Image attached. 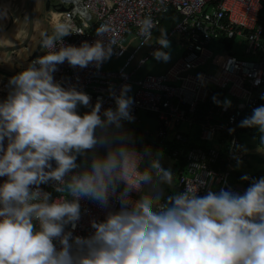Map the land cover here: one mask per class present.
<instances>
[{
    "label": "clouds",
    "instance_id": "obj_1",
    "mask_svg": "<svg viewBox=\"0 0 264 264\" xmlns=\"http://www.w3.org/2000/svg\"><path fill=\"white\" fill-rule=\"evenodd\" d=\"M137 24L142 35L154 26L150 16ZM105 31L102 25L97 34ZM70 33L62 22L41 33L44 55L9 78L0 100V264H264V176L242 174L249 181L242 193L208 188L199 195L200 179L165 195V186L174 185L172 170L121 131L122 121L134 119L131 86L122 85L118 95L110 86L115 107L101 111L99 98L90 105L86 92L54 80L58 64L99 68L113 53L101 39L65 44ZM156 43L153 57L167 62L166 31ZM79 106L90 110L81 114ZM239 127L258 130L264 144V104ZM97 145L104 154L92 151L77 163ZM49 182L61 195L40 187ZM113 196L118 209L92 220L88 236L73 235L68 226L74 229L81 217V198L107 208Z\"/></svg>",
    "mask_w": 264,
    "mask_h": 264
},
{
    "label": "built area",
    "instance_id": "obj_2",
    "mask_svg": "<svg viewBox=\"0 0 264 264\" xmlns=\"http://www.w3.org/2000/svg\"><path fill=\"white\" fill-rule=\"evenodd\" d=\"M62 1L67 6L58 23L68 25L71 32L62 38L64 43L79 46L83 41L92 43L101 39L112 46L113 53L99 68L94 62L83 68L71 66L67 61L58 64L54 80L63 87L72 86L86 92L91 98L90 105L99 98L101 111L115 107L110 86L117 95L124 84L131 86L129 92L135 88L130 114L133 120L140 110L153 114L158 123L156 139L184 146L190 138L189 131L197 128L199 140L206 144V148L194 146L183 151L174 147L170 150L176 163L179 156H184V165L175 170L176 192L183 191L186 185L195 187L193 182L200 179L204 183L198 189L199 195L214 186L227 190L230 172L245 158L237 136L238 120L247 108L261 105L258 91L264 80V18L259 19V12L264 0ZM169 10L181 19L167 39L176 38L182 52L164 73L137 77L153 57V51L160 47L153 32L160 15ZM146 16L153 20L150 35H142L137 24ZM102 25L106 31L97 34ZM212 44L221 50L215 57ZM236 47H242L245 58L236 56ZM42 55L41 48L29 64ZM118 59H123L118 68L105 69ZM210 59H214L217 75L200 70ZM8 81L9 78L0 83V100L10 91ZM213 91L228 95L232 99L230 106L225 108L223 102L214 103L213 97L217 96ZM81 107L90 110V107ZM182 124L186 132L178 128ZM3 179L0 177V181ZM40 187L51 192L53 198L61 195L54 190L52 182ZM236 188L237 192L244 191ZM79 202L81 217L74 229L70 225L68 229L82 237L93 231L92 220H103L108 211L120 206L114 196L110 197L107 208L88 198H81Z\"/></svg>",
    "mask_w": 264,
    "mask_h": 264
},
{
    "label": "crops",
    "instance_id": "obj_3",
    "mask_svg": "<svg viewBox=\"0 0 264 264\" xmlns=\"http://www.w3.org/2000/svg\"><path fill=\"white\" fill-rule=\"evenodd\" d=\"M66 6L62 0H0V83L22 70L32 58L39 54L41 33H52L53 26L62 17L63 11H60L59 8L64 7L66 10ZM116 61L113 60L107 64V69H113ZM78 109L82 110L81 106ZM86 111L85 109L82 113ZM138 112L145 111L140 110ZM138 112L136 113V120L132 121L137 123L145 121L150 129L138 133L130 128L131 125L127 121H122L121 131L130 135L138 151L143 152L145 147L151 149V159L157 160L163 167L166 166L167 160L171 161L170 169L174 175V185L165 186L164 192L168 195L172 194L176 192L175 170L179 165L171 158L168 144L154 137L153 131L158 128L154 115L145 112L147 116L142 119ZM178 128L180 129V126ZM180 130L186 132L187 128ZM193 132L194 129L189 131L190 137ZM143 136L146 139H143ZM90 151H97L102 155L106 148L97 145L94 150ZM88 159L90 157L85 160ZM85 160L77 159V163L83 164ZM149 163L150 161H146L142 166L148 167ZM135 195L133 196L135 197Z\"/></svg>",
    "mask_w": 264,
    "mask_h": 264
},
{
    "label": "trees",
    "instance_id": "obj_4",
    "mask_svg": "<svg viewBox=\"0 0 264 264\" xmlns=\"http://www.w3.org/2000/svg\"><path fill=\"white\" fill-rule=\"evenodd\" d=\"M262 18H264V3L262 5V9L259 12V19L262 21ZM181 16L178 15L176 12H174L173 10H169L163 14L160 15L159 17V24L158 26L155 28L154 32H153V36L154 38H158L161 34V31H166V34L168 35V33L170 32V30L173 28V26L180 21ZM230 43V42H229ZM213 95L217 96V100H219L220 102L224 101L225 96L223 95L222 92H216L213 91ZM262 97H264V80L263 83L258 91V99L260 101L261 104H264V99H262ZM217 104V103H216ZM202 112H203V107L201 108ZM251 110L247 108L242 116L240 117V119L238 120V124H237V136L238 139L241 143V146L243 148V150L245 151V158L240 162L237 163L235 166V170L233 173L230 174L229 177V181L227 183V190L228 189H234L236 187H241L242 189H246L249 181H244L241 180V176L242 174L247 173V175L250 178H259L261 176H264V167H262L261 169H257L255 167H251L249 162L246 160L247 155L251 157V154H249V151L255 146H259L262 149H264V144H261L260 142V133L258 132V130L254 129V128H242L239 127V122L245 118L246 116L251 114ZM198 129L195 128L194 132L192 133V136L189 138L188 143L185 144L184 146H179V145H173L172 143L166 142L168 144V148L169 151L174 148V147H178L183 148V151H185L188 148L194 147V146H198V147H202V148H206V144L202 141L199 140L198 138ZM253 156V155H252ZM178 165L180 167H182L184 165V156L181 155L178 158ZM245 169H250L249 171L245 170ZM165 195H168L167 193H165Z\"/></svg>",
    "mask_w": 264,
    "mask_h": 264
},
{
    "label": "rangeland",
    "instance_id": "obj_5",
    "mask_svg": "<svg viewBox=\"0 0 264 264\" xmlns=\"http://www.w3.org/2000/svg\"><path fill=\"white\" fill-rule=\"evenodd\" d=\"M169 41H170V46L168 49H166V51H168L170 53L169 60L167 62H165L162 60H157L154 57H151L150 60L143 66L142 70L136 75L137 77L144 76L146 74H152V75L162 74L176 61V59L180 56L182 50L180 49V46L177 44L176 38L170 39ZM211 49L213 50V53H214L213 57H215L221 53V50L219 48L215 47L213 44L211 45ZM235 51H236L235 54L238 58H245L243 56L242 47H236ZM122 62H123V59H118V61H116L115 64L113 65V69L118 68V66H120L122 64ZM213 62H214V59L208 60L204 66L200 67V70L205 71V72H209L212 75H217L218 70H217V68ZM105 68L107 69V65L105 66ZM134 91H135V88H132L131 92H129L128 95L132 96ZM225 99L230 100L232 102V99L228 95L225 96L224 100ZM81 109L82 110L78 109V112L82 114V111L85 109L83 107H81ZM138 115L142 119H144V117L147 116V114L145 112H138ZM127 122L131 125V126L130 125H128V126H130L131 129H134L138 133H141L145 129H150V126L145 121H143V123H137V122L132 121V120L127 121ZM182 128H184L186 130V126L184 124L180 125V129H182ZM155 131H153V133H155ZM143 139H146V137L143 136ZM249 154H251V157L247 155L246 160L249 162L251 167H255L257 169H261L262 167H264V149L255 145L249 151ZM90 155H91V151L85 150V155H83V156L78 155L77 159L85 160V159L89 158ZM170 165H171V161L167 160L165 168H171ZM234 170L231 171L230 174L233 173ZM245 170L249 171L250 169H245ZM212 190H215V191L218 190V186H214ZM237 190L238 189L236 188L233 191H237Z\"/></svg>",
    "mask_w": 264,
    "mask_h": 264
},
{
    "label": "water",
    "instance_id": "obj_6",
    "mask_svg": "<svg viewBox=\"0 0 264 264\" xmlns=\"http://www.w3.org/2000/svg\"><path fill=\"white\" fill-rule=\"evenodd\" d=\"M59 9H60V11H64V10H65V8H64V7H60Z\"/></svg>",
    "mask_w": 264,
    "mask_h": 264
}]
</instances>
